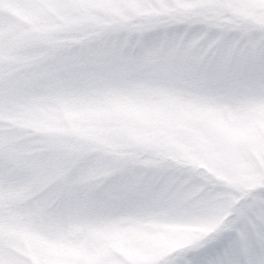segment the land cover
<instances>
[{
    "label": "snow or ice",
    "instance_id": "snow-or-ice-1",
    "mask_svg": "<svg viewBox=\"0 0 264 264\" xmlns=\"http://www.w3.org/2000/svg\"><path fill=\"white\" fill-rule=\"evenodd\" d=\"M226 11L231 27L219 23ZM93 28L95 39H63ZM172 79L242 103L243 139L224 129L198 138L214 164L242 172L232 187L211 172L141 177L102 155L111 131L21 127L48 96L71 103L89 92L97 106L114 107L134 100L136 81ZM103 163L115 172L94 194L95 209L130 210V228L157 207L199 226L150 250L81 244L72 258L26 259L11 238L70 212L80 181ZM0 264H264V0H0Z\"/></svg>",
    "mask_w": 264,
    "mask_h": 264
},
{
    "label": "clouds",
    "instance_id": "clouds-1",
    "mask_svg": "<svg viewBox=\"0 0 264 264\" xmlns=\"http://www.w3.org/2000/svg\"><path fill=\"white\" fill-rule=\"evenodd\" d=\"M233 22L231 11L219 19L227 27ZM108 24L103 22L104 26ZM252 27L256 30L255 25ZM89 38H96L95 28L82 36L63 37L69 42ZM136 84L134 100L125 97L114 107L97 106L94 100L87 99L89 92L78 93L71 103L57 96L42 98L21 118V127L38 135L88 136L111 131V143L102 155L107 160L130 162L141 177L157 182L178 179L185 173L211 172L227 189L243 179L239 170L214 164L198 142V138L211 137L221 129L234 131L243 139L244 117L239 111L242 103L225 93L197 89L183 79L139 80ZM114 172L103 163L91 176L86 174L80 181L83 197L74 202L70 212L31 221V230L18 232L11 243L21 249L26 259L72 258L77 245L150 250L199 226L182 214L157 207L145 214L138 226L130 228L126 223L134 215L130 210L95 209L94 194L104 178ZM109 199L119 202L115 193ZM118 222L120 231H113L110 225Z\"/></svg>",
    "mask_w": 264,
    "mask_h": 264
}]
</instances>
